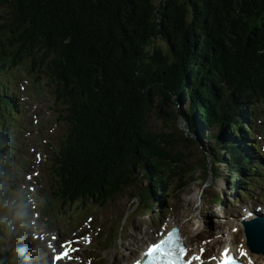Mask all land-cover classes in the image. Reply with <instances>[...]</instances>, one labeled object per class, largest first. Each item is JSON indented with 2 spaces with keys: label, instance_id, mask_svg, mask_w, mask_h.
<instances>
[{
  "label": "trees",
  "instance_id": "16d2710c",
  "mask_svg": "<svg viewBox=\"0 0 264 264\" xmlns=\"http://www.w3.org/2000/svg\"><path fill=\"white\" fill-rule=\"evenodd\" d=\"M13 1L15 8L8 14H21L25 31L14 28L15 36L0 32V101L9 102L16 113L17 106L7 91L10 76L2 75L20 65L28 73H38L36 82L43 75L47 83L55 80L54 101L66 105L56 113L58 124L65 126L62 144L59 150L48 145L52 149L49 168L53 182L48 186L52 195L47 191L40 198L44 207L53 197L70 207H102L126 189L140 169L150 178L144 195L136 197L138 202L142 199L146 211L148 203L150 208L154 203L158 210L159 205L172 200L168 191L173 188L166 185L160 171L171 167L169 160L177 155L168 139L146 129L147 115L154 108L161 116H172L175 129L184 134L186 129L181 140L193 143L196 136L214 141L210 143L214 160L209 148L205 149L212 158V168L205 156L200 160L204 171H217L221 150H225L233 163L230 175L247 174L250 187L257 182L252 172H259V163L254 162L253 171L247 164L258 157L245 154L226 132L235 140L250 138L257 100L264 101V0H185L182 5L164 0L159 8L151 0ZM155 32L164 38L169 57L175 61L157 63L152 71L139 55ZM22 36L44 49L32 43L23 47ZM227 56L237 62L238 85L246 89L245 96L211 73L226 66L223 60ZM242 72L249 77L242 78ZM149 75L152 79H147ZM167 102H185L186 107L169 112L164 109L170 104ZM238 106H246L251 115L244 126L250 134L242 126ZM12 116L0 109V184L5 192H11L13 185L7 182L6 174L17 126ZM229 124H233L232 131ZM216 125L213 135L206 132ZM248 143L252 151L250 140ZM230 182L241 184L237 177ZM1 195L0 191L3 200ZM4 201L0 233L11 227V211L15 209ZM214 202L221 205L223 199L217 194ZM16 212V218L23 214ZM0 256V264H5L8 255L4 252Z\"/></svg>",
  "mask_w": 264,
  "mask_h": 264
},
{
  "label": "rangeland",
  "instance_id": "374dc122",
  "mask_svg": "<svg viewBox=\"0 0 264 264\" xmlns=\"http://www.w3.org/2000/svg\"><path fill=\"white\" fill-rule=\"evenodd\" d=\"M151 1L156 8L164 3V0ZM184 1L176 0V3L182 5ZM14 8L15 1L0 0V32L5 30V34L11 36L16 35L14 28L18 30L23 27L25 31L21 22V14L15 16L8 14ZM154 17H157L155 12ZM20 39L23 47H29V43L35 47L40 46L27 40L24 36ZM39 49L44 48L40 46ZM139 59L142 63L149 65V70L152 66V71L155 70L157 63L164 60L175 61V57H169L166 42L164 38H160L159 32H155L151 41L143 46ZM228 59L227 56L223 60V63L226 64L225 67L221 66L218 70H212L211 73L221 81L225 79L230 87L238 89L245 96L246 89H241L238 85L240 71L237 62ZM29 72L19 65L16 69L7 70L4 76L2 75V77L6 75L12 77L9 83L14 89L16 102L20 104L17 112L23 110L25 114L19 115V117L17 115L13 119L17 126L14 130L12 149L8 153L9 161H7L6 167L7 182L13 183L12 191L5 192L4 184H0V191L3 196L6 195L7 202L14 204L16 209L22 208L24 218H19V221L27 219V215L33 209V206L28 205V201L30 199L34 201L36 207L33 217L39 222H33L26 237L18 238L21 241H28L31 246L34 245V241L38 243L37 240H39L37 247L32 249L36 254L32 255L30 259L41 258L45 263L47 256L51 259V253L61 249V246L65 245L67 241H78V243L72 244L79 250L74 252L70 264H130L133 259L138 257L141 249L154 237L149 234V236H144L143 241H136L129 248L125 247V243H131V237L137 235V231L141 227L147 229L148 233H155L156 236L163 226L166 224L171 226L173 223L182 228L184 240L190 251L197 253L198 255L194 256L201 259L211 258L214 253L209 248L215 249L216 253L227 241L236 244L242 243L246 246L240 221L249 212L253 210L260 212L264 207L263 204L261 207L259 206V202L264 201V190L260 189L264 188V176L260 175L264 170L263 99L257 100L259 106L255 108L256 117L252 123L253 129L259 133L257 139L263 150L261 152L262 164L256 174L257 182L252 186V189L248 187V182L236 186L231 184V176L236 177V175L229 173L233 164L229 163L230 156L224 154L225 150H221L222 163L218 164L219 169L215 174L212 171H204L200 163L203 156L206 157L208 165L212 168V158H207L203 147V145L208 147L211 140L200 138L201 143L206 141L207 145L204 143L202 145L195 137L194 143L181 140L180 137L185 134L174 128L172 116H161L160 112L154 108L147 115L146 129L165 137V140L168 139L172 146V153L175 157L177 155L176 158H171L172 161L169 160L172 163L171 167L163 168L160 171V174L166 177V185L173 188L171 192L168 191V193H172V200L167 204L159 205L158 211L157 208L153 209L155 207L153 204L152 216L146 214L142 199L138 198L139 203L135 199L137 195H143L142 191L150 184V178H147L143 174V170L140 169L136 172L131 184L102 207L91 204L77 208L70 207L69 204L62 206L56 197L49 198L48 205L44 207L40 198L45 196L47 191L48 195H52L48 186L53 182L49 168L52 149L48 145H53L59 150L62 144L60 138L62 139V135L66 133L62 134L65 126L58 124L56 113L66 105L65 103L58 105L60 101H54L57 85L55 80L51 79L53 82L47 83L46 76L43 75L40 82H36L35 77L38 73ZM241 74L242 78L249 77L247 72ZM150 78L152 79L149 75L147 79ZM181 105L186 107L185 102L184 104L172 102L164 107L169 112H176ZM176 125L179 126V123L176 122ZM213 128L217 129L218 127L216 125ZM214 131L210 129L207 132L213 133ZM247 139L249 140V138ZM246 140L242 138L243 142L239 143L240 149L245 154L249 151L248 145L245 146ZM253 140H250V144ZM252 153H254L253 150ZM255 156L259 157L257 154ZM33 171L34 174H32ZM244 176L248 177L247 174H241L239 179L244 180ZM4 183L6 184V182ZM28 185L33 186L28 187ZM241 189L245 190V198L240 197V192L243 191ZM217 194L223 199L221 205L214 202ZM4 204L0 201V208ZM163 209H166V212H163ZM125 218L126 220H124ZM80 229H83V232L73 235ZM9 235L15 237L12 233L0 235L1 250L11 247V242L5 241ZM141 236L143 235L139 233L138 238ZM85 237L90 238L91 242L82 239ZM103 239L106 241L103 242ZM216 239L219 240L218 243H214ZM18 246L21 247L19 243ZM133 248L137 249L136 253H130L127 257L122 256ZM59 264L66 263L61 261Z\"/></svg>",
  "mask_w": 264,
  "mask_h": 264
},
{
  "label": "snow or ice",
  "instance_id": "6c2138e0",
  "mask_svg": "<svg viewBox=\"0 0 264 264\" xmlns=\"http://www.w3.org/2000/svg\"><path fill=\"white\" fill-rule=\"evenodd\" d=\"M161 236L162 238L148 249L147 256L154 258L149 260V264H192L193 260L200 259V257L196 256L191 257V259H185L189 249L186 247L178 229H173L166 236H163V234ZM82 239H87L89 243L91 242L88 237ZM73 243H78V241H67L65 245H62L61 247L64 248V251L57 255L55 260L59 261L64 258L71 260L73 258L72 253L79 250L72 247ZM246 255V252H240L241 257ZM212 259H216V257ZM218 264H237V258L230 255L229 250L225 248Z\"/></svg>",
  "mask_w": 264,
  "mask_h": 264
},
{
  "label": "bare ground",
  "instance_id": "6f19581e",
  "mask_svg": "<svg viewBox=\"0 0 264 264\" xmlns=\"http://www.w3.org/2000/svg\"><path fill=\"white\" fill-rule=\"evenodd\" d=\"M9 1V0H8ZM22 14H23V16H25V13L24 12H22ZM22 21L25 23V19H22ZM55 65H57V62L55 63ZM238 99V98H237ZM240 101V100H239ZM233 104V103H232ZM243 108H241V107H237V110H238V113H240V116L242 117V119L245 121V120H247V119H250L251 118V115H250V113L249 112H247L246 113V106H242ZM0 109L2 110V111H4L6 114H10V115H12L13 114V116L16 118L17 117V115H18V117H19V115L20 116H23L24 114H25V112L23 111V110H20V111H18L17 112V114L15 113V111L13 112V108L11 107V104L9 103V102H1L0 101ZM164 109H167L166 107L164 108ZM180 109V108H179ZM179 109L177 110V111H179ZM12 116V117H13ZM245 116V118H243ZM252 126V125H251ZM185 127V126H184ZM188 127V126H187ZM210 129H207L206 130V132L207 131H209ZM192 133V132H191ZM215 133V131L213 132V133H210L211 135H213ZM226 136H227V138L231 141V142H235V144H236V146H238L239 147V143L240 142H243L242 141V138H240L239 140H235L234 138H232L227 132H226ZM253 136V135H252ZM251 136V137H252ZM195 138H196V140L199 142V143H201V141H200V138L201 137H199V138H197L196 136H194ZM204 138V137H203ZM204 140H206V138H204ZM245 140H246V138H245ZM203 143L204 144H206L207 145V143H206V141H202V145H203ZM246 144L248 145V152H247V155H251L252 154V151L250 150V147H249V143H248V140H246V143H245V146H246ZM203 147H204V149H208L209 148V150H208V152H209V155L214 159V154H213V151H212V149L210 150V148H211V145H208V147H205L204 145H203ZM234 147V146H233ZM235 149V148H234ZM208 155V156H209ZM209 156V157H210ZM252 156V155H251ZM210 157V158H211ZM254 162H256L255 160H253V161H251V162H249L248 164H247V166L248 167H251V166H253V164H254ZM216 165H218V164H216ZM215 169H214V171L212 172V173H214L215 174ZM232 178H234V177H232L231 176V178L230 179H232ZM156 179V178H155ZM234 180V179H233ZM154 184V183H153ZM232 184V183H231ZM33 186V185H32ZM157 189L159 190V192L162 194V192H163V187H162V184L158 181V183H157ZM261 209V208H260ZM262 209L264 210V207H262ZM240 223H241V221H240ZM167 228V227H166ZM160 231H162V229L160 230ZM142 234L143 236H141L140 238H138V234ZM149 234H150V236H154V237H158V235H156L155 236V233H148V231H147V229H143L142 227L140 228V230L139 231H137V235H134V236H132L131 237V243H125V247H127V248H129L130 247V245H132L133 244V242H136V241H143L144 240V236H149ZM155 239V238H154ZM157 240V239H156ZM155 240V241H156ZM219 242V240H215L214 241V243H218ZM18 243L20 244V248H19V246H18ZM226 246H228L229 248H230V245L228 244V243H226L225 244ZM225 245L223 246V247H225ZM222 247V248H223ZM140 248H141V246H140ZM240 248H242V249H246V251L248 252V256H250V257H252V259L253 258H255V259H257V260H264V254H255V253H252V252H250L247 248H246V246L243 244V245H241L240 246ZM33 249V247L29 244V242L28 243H25V242H21V240L20 241H15L14 242V244L10 247V248H6V250L4 249V252H6V254L7 255H13V256H15L18 260H20L23 264H34V262H35V259L33 260V259H30V254H31V251H33L32 250ZM143 251V250H142ZM221 251V250H220ZM137 252V249L136 248H133V249H130V251H129V253H127V254H122V256H129L130 255V253H136ZM197 255V254H196ZM142 259H143V257H142ZM65 260H68L67 258L65 259ZM203 263L204 264H209V261H207V260H204L203 261ZM47 264H50V263H47ZM67 264V263H66Z\"/></svg>",
  "mask_w": 264,
  "mask_h": 264
},
{
  "label": "water",
  "instance_id": "95a60500",
  "mask_svg": "<svg viewBox=\"0 0 264 264\" xmlns=\"http://www.w3.org/2000/svg\"><path fill=\"white\" fill-rule=\"evenodd\" d=\"M185 135H187L186 131H185ZM243 225L245 227L247 243L250 246V248L253 251L264 253V225L259 220H254V221L244 220Z\"/></svg>",
  "mask_w": 264,
  "mask_h": 264
}]
</instances>
